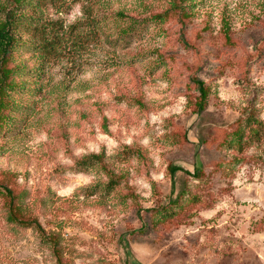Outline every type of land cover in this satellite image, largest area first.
Wrapping results in <instances>:
<instances>
[{"label": "rangeland", "instance_id": "1", "mask_svg": "<svg viewBox=\"0 0 264 264\" xmlns=\"http://www.w3.org/2000/svg\"><path fill=\"white\" fill-rule=\"evenodd\" d=\"M23 1L50 47L12 55L0 173L61 264H264V0ZM247 112L259 132L239 149L225 136ZM172 167L189 175L165 218ZM5 210L0 264H57Z\"/></svg>", "mask_w": 264, "mask_h": 264}, {"label": "trees", "instance_id": "2", "mask_svg": "<svg viewBox=\"0 0 264 264\" xmlns=\"http://www.w3.org/2000/svg\"><path fill=\"white\" fill-rule=\"evenodd\" d=\"M23 2V0H15V9L17 10L19 5H26L23 4ZM37 23L38 20L36 18L21 16L17 10L13 14L12 12H7L4 22L0 25V131L4 124L9 120V113L13 109L12 94L18 93L23 87L20 82L16 81L17 77H20V71L22 70H20L19 66H15L16 64L12 59L13 53L22 49H27L26 53H28L29 49L34 48H37L36 50L40 53L46 51L50 47V42H47L43 30L37 25ZM24 38L27 40L23 41L22 39ZM192 83L195 85L199 93L197 110L195 111L196 114L199 115L203 112L205 107L206 89L204 83L198 79L193 78ZM245 116L246 118L244 121H241V123L237 121L235 124V127L237 126V128L235 130L232 129L225 136V139L231 138L230 142L239 146V149L241 148L243 141L242 128L243 130L247 129L252 140H254L258 136L260 127L254 116L250 115L248 112ZM206 133V131H203V134L200 137H197L198 146H203L208 143L205 139ZM96 159L97 157H92L88 160H84L81 164L86 167L92 165L91 160H94L93 164L96 163ZM179 171L189 175L188 172L179 168L172 167L170 169L173 189L166 206L160 211L161 217L169 218L171 215L170 208L175 205L179 207L180 199L186 193V185L183 178L178 177L175 179V175ZM191 177L194 179H200V171L194 172ZM18 197L19 195L16 193V189L13 185L12 176L0 173V200L4 203L9 221L19 226L35 229L42 236V241L51 246L57 264H61L62 259L58 252V243L56 239L45 235L44 230L35 219L25 217L21 212ZM146 230L147 226L144 225L139 232L146 233Z\"/></svg>", "mask_w": 264, "mask_h": 264}]
</instances>
